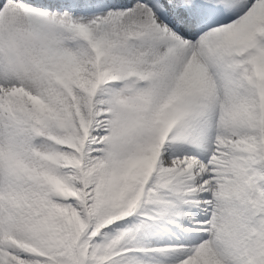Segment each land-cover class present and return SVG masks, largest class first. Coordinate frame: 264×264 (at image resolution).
<instances>
[{"label":"snow or ice","instance_id":"snow-or-ice-1","mask_svg":"<svg viewBox=\"0 0 264 264\" xmlns=\"http://www.w3.org/2000/svg\"><path fill=\"white\" fill-rule=\"evenodd\" d=\"M0 264H264V0H0Z\"/></svg>","mask_w":264,"mask_h":264}]
</instances>
